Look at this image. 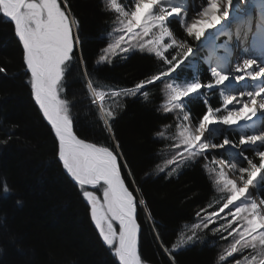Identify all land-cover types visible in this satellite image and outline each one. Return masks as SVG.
I'll use <instances>...</instances> for the list:
<instances>
[{
    "label": "snow or ice",
    "instance_id": "1",
    "mask_svg": "<svg viewBox=\"0 0 264 264\" xmlns=\"http://www.w3.org/2000/svg\"><path fill=\"white\" fill-rule=\"evenodd\" d=\"M249 3L101 0L110 28L95 37L102 46L90 71L84 47L93 37L82 34L70 0H0V19L11 25L31 99L53 135L56 163L78 188L114 264H146L138 213L148 204L114 121L128 99L147 103L152 87L162 96L157 111L165 122L154 142L164 159L146 178H171L200 163L216 194L170 245L147 211L156 242L176 264V253L204 243L203 234L211 232L227 242L215 264H264V0H255V30L237 22ZM137 53L154 60L152 72L131 86L96 87L94 72ZM0 74L7 69L0 66ZM70 78L81 79L84 90L70 89ZM85 106L111 145L78 134L74 111ZM15 127L0 145L13 139ZM12 194L7 178H0V200Z\"/></svg>",
    "mask_w": 264,
    "mask_h": 264
},
{
    "label": "trees",
    "instance_id": "2",
    "mask_svg": "<svg viewBox=\"0 0 264 264\" xmlns=\"http://www.w3.org/2000/svg\"><path fill=\"white\" fill-rule=\"evenodd\" d=\"M74 14L81 21L85 41L84 55L89 70L102 46L95 37L106 33L110 21L102 12L101 0H70ZM0 138L14 128L15 136L0 145V178H7L13 190L0 200V264H114V257L104 246L90 221L78 188L56 163L53 135L43 122L26 84L21 53L11 25L0 19ZM155 69L152 58L133 54L118 59L93 73L96 87L131 86ZM69 88L82 91L81 79H69ZM86 91V90H85ZM214 100L216 98H213ZM162 101L160 89L152 87L147 103L128 99L114 121L121 149L129 159L148 208L139 211L142 226L140 251L146 264H171L156 242L145 213L151 211L166 244L170 245L185 223L194 222L195 213L216 194L200 163L186 165L178 175L145 176L164 157L157 156L156 130L165 122L157 111ZM201 110L199 103L194 111ZM95 112V109H92ZM79 121L78 134L89 141L111 145L112 141L98 125L87 106L74 111ZM19 199L21 203L17 204ZM210 227H216L211 225ZM204 243L175 254L176 264H215L221 246L217 236L203 234Z\"/></svg>",
    "mask_w": 264,
    "mask_h": 264
},
{
    "label": "rangeland",
    "instance_id": "3",
    "mask_svg": "<svg viewBox=\"0 0 264 264\" xmlns=\"http://www.w3.org/2000/svg\"><path fill=\"white\" fill-rule=\"evenodd\" d=\"M252 1H255V0H252ZM257 13H258L257 8H256L255 4H253V2H252L251 8H249V7L244 8V12L237 22L240 24L251 22L253 19L256 18Z\"/></svg>",
    "mask_w": 264,
    "mask_h": 264
},
{
    "label": "bare ground",
    "instance_id": "4",
    "mask_svg": "<svg viewBox=\"0 0 264 264\" xmlns=\"http://www.w3.org/2000/svg\"><path fill=\"white\" fill-rule=\"evenodd\" d=\"M252 2H253V4H255L256 8H258V9H259V5H258V4H256V3H255V1H252ZM243 7H244V8H246V7H249V8H251V3H249V4H246V5L242 6V8H243ZM244 8H243V9H244ZM247 10H248V9H247Z\"/></svg>",
    "mask_w": 264,
    "mask_h": 264
},
{
    "label": "water",
    "instance_id": "5",
    "mask_svg": "<svg viewBox=\"0 0 264 264\" xmlns=\"http://www.w3.org/2000/svg\"><path fill=\"white\" fill-rule=\"evenodd\" d=\"M42 118V117H41ZM45 124H46V122L45 121H43ZM47 125V124H46ZM48 126V125H47ZM49 127V126H48ZM140 246H141V243H140Z\"/></svg>",
    "mask_w": 264,
    "mask_h": 264
},
{
    "label": "flooded vegetation",
    "instance_id": "6",
    "mask_svg": "<svg viewBox=\"0 0 264 264\" xmlns=\"http://www.w3.org/2000/svg\"><path fill=\"white\" fill-rule=\"evenodd\" d=\"M102 243V242H101Z\"/></svg>",
    "mask_w": 264,
    "mask_h": 264
}]
</instances>
